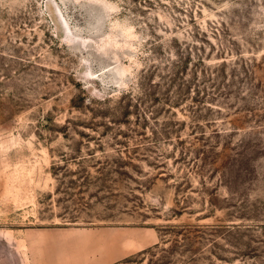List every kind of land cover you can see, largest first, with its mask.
Wrapping results in <instances>:
<instances>
[{
  "label": "rangeland",
  "instance_id": "rangeland-1",
  "mask_svg": "<svg viewBox=\"0 0 264 264\" xmlns=\"http://www.w3.org/2000/svg\"><path fill=\"white\" fill-rule=\"evenodd\" d=\"M0 264H264V0H0Z\"/></svg>",
  "mask_w": 264,
  "mask_h": 264
}]
</instances>
